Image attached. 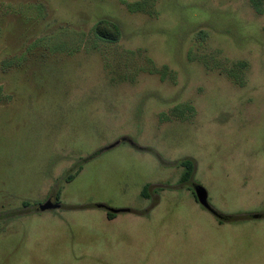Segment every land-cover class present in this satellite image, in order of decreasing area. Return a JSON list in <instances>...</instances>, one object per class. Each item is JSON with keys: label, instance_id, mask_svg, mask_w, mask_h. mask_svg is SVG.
Here are the masks:
<instances>
[{"label": "rangeland", "instance_id": "1", "mask_svg": "<svg viewBox=\"0 0 264 264\" xmlns=\"http://www.w3.org/2000/svg\"><path fill=\"white\" fill-rule=\"evenodd\" d=\"M0 89V264H264V0H0Z\"/></svg>", "mask_w": 264, "mask_h": 264}, {"label": "trees", "instance_id": "2", "mask_svg": "<svg viewBox=\"0 0 264 264\" xmlns=\"http://www.w3.org/2000/svg\"><path fill=\"white\" fill-rule=\"evenodd\" d=\"M255 1V0H253ZM140 4H133L130 5L131 11H136L140 9ZM96 35H98L101 39L108 42H118L120 39V29L113 23L110 22H100L96 26ZM1 90V89H0ZM181 167L185 169L182 177H181V183L184 184L186 187H188L189 183L191 184L193 182L194 178V169H195V161L192 159H185L179 163ZM82 169V168H81ZM75 178L74 175H71L69 178H67V182L73 181ZM144 197L149 198L150 197V187L146 186L144 188V191L142 193ZM59 196V195H58ZM156 205V202L153 201L152 206ZM148 211L141 212L140 215L146 214ZM214 215H216L217 218H221L222 220H226V216L221 215L217 211H213ZM110 218H114L115 214L109 213ZM259 217V216H258ZM228 219V218H227Z\"/></svg>", "mask_w": 264, "mask_h": 264}, {"label": "water", "instance_id": "3", "mask_svg": "<svg viewBox=\"0 0 264 264\" xmlns=\"http://www.w3.org/2000/svg\"><path fill=\"white\" fill-rule=\"evenodd\" d=\"M190 186L193 187L195 194H196V197H197V200L200 203V205L202 207H204L206 210H208L211 214L214 215L213 211H216V210L212 207V205L209 202L208 191L203 186L195 184L194 182H192L190 184ZM59 207H60L59 204L54 203L52 201H48L39 207V211L40 212L52 211V210L59 208ZM90 208L91 209H102V210L104 209L107 212L112 213V214L132 213V211L130 209H114V208H111V207L104 205V204H96V205L91 206ZM246 218L247 219H255V218H260V217L248 216Z\"/></svg>", "mask_w": 264, "mask_h": 264}, {"label": "crops", "instance_id": "4", "mask_svg": "<svg viewBox=\"0 0 264 264\" xmlns=\"http://www.w3.org/2000/svg\"><path fill=\"white\" fill-rule=\"evenodd\" d=\"M200 204V203H199ZM201 208H203L204 210H206L204 207L201 206ZM207 212H209L208 210H206ZM210 213V212H209Z\"/></svg>", "mask_w": 264, "mask_h": 264}, {"label": "flooded vegetation", "instance_id": "5", "mask_svg": "<svg viewBox=\"0 0 264 264\" xmlns=\"http://www.w3.org/2000/svg\"><path fill=\"white\" fill-rule=\"evenodd\" d=\"M197 199V198H196ZM215 216V215H214ZM216 217V216H215ZM217 218V217H216Z\"/></svg>", "mask_w": 264, "mask_h": 264}]
</instances>
